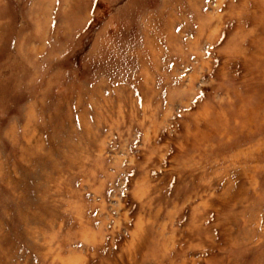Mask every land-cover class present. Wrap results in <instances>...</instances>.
<instances>
[{
	"label": "rangeland",
	"instance_id": "1",
	"mask_svg": "<svg viewBox=\"0 0 264 264\" xmlns=\"http://www.w3.org/2000/svg\"><path fill=\"white\" fill-rule=\"evenodd\" d=\"M0 264H264V0H0Z\"/></svg>",
	"mask_w": 264,
	"mask_h": 264
}]
</instances>
